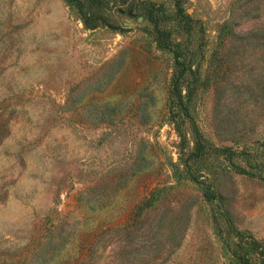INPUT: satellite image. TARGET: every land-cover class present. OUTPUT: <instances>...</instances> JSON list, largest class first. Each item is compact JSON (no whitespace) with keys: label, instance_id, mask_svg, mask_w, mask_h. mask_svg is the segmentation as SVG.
<instances>
[{"label":"rangeland","instance_id":"rangeland-1","mask_svg":"<svg viewBox=\"0 0 264 264\" xmlns=\"http://www.w3.org/2000/svg\"><path fill=\"white\" fill-rule=\"evenodd\" d=\"M80 1L0 0V264H225L230 234L264 244V0H149L192 66L176 108L155 25L110 3L114 27H87Z\"/></svg>","mask_w":264,"mask_h":264},{"label":"trees","instance_id":"trees-1","mask_svg":"<svg viewBox=\"0 0 264 264\" xmlns=\"http://www.w3.org/2000/svg\"><path fill=\"white\" fill-rule=\"evenodd\" d=\"M66 1L71 6L77 7L79 11L85 6L80 0ZM89 2H96L97 4L95 5L96 10L94 14L87 13L85 17L82 18L87 27L92 24L96 26L98 23H103L110 28L114 27V25L109 22L110 20L107 15H105L107 6L110 3L116 4V6L119 5V13L130 11L132 17H142L155 25V37L159 38V40L157 39L158 47L161 50L174 53V62L178 70L172 83V105L175 108L176 106H184L182 83L192 66L189 63V58H187V56L185 57L186 54L183 44L174 42L171 32L159 30V25L163 21H161L162 19L156 5L149 0H91ZM120 6H122V8ZM124 6L128 7L126 11L123 8ZM232 236L233 235L230 234L227 239L220 240L221 245L225 247L224 249L229 251L225 264H264L263 243L251 236H243L239 233Z\"/></svg>","mask_w":264,"mask_h":264}]
</instances>
